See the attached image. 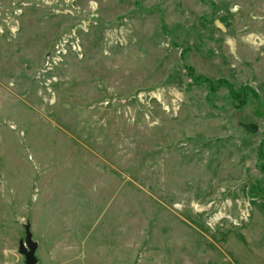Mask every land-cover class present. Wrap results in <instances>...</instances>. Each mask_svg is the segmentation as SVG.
I'll list each match as a JSON object with an SVG mask.
<instances>
[{
    "label": "rangeland",
    "instance_id": "rangeland-1",
    "mask_svg": "<svg viewBox=\"0 0 264 264\" xmlns=\"http://www.w3.org/2000/svg\"><path fill=\"white\" fill-rule=\"evenodd\" d=\"M26 224L36 264H264V0H0V264Z\"/></svg>",
    "mask_w": 264,
    "mask_h": 264
},
{
    "label": "water",
    "instance_id": "water-1",
    "mask_svg": "<svg viewBox=\"0 0 264 264\" xmlns=\"http://www.w3.org/2000/svg\"><path fill=\"white\" fill-rule=\"evenodd\" d=\"M217 26L222 30L224 29V26L219 22H217ZM108 112L109 110H105L103 114H101V118H103ZM247 128L251 132H254L256 130V126H254L253 124L247 125ZM25 230H26V238L20 241L19 252L24 256L26 264H36L37 257L35 256V252L37 251L36 250L37 243L32 239L30 224L28 225L26 224Z\"/></svg>",
    "mask_w": 264,
    "mask_h": 264
}]
</instances>
